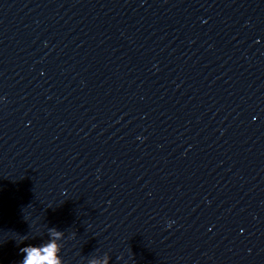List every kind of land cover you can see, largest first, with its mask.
<instances>
[{
  "label": "clouds",
  "instance_id": "9594fccd",
  "mask_svg": "<svg viewBox=\"0 0 264 264\" xmlns=\"http://www.w3.org/2000/svg\"><path fill=\"white\" fill-rule=\"evenodd\" d=\"M49 236L50 239L41 245H27L20 248V252L24 254L20 264H63L60 256L61 244L58 243L63 232L50 228ZM90 264H96V261L92 260Z\"/></svg>",
  "mask_w": 264,
  "mask_h": 264
}]
</instances>
